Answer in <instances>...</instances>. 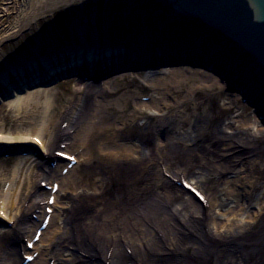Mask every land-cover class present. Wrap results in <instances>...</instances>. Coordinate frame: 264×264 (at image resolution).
Segmentation results:
<instances>
[{
  "label": "bare ground",
  "instance_id": "obj_1",
  "mask_svg": "<svg viewBox=\"0 0 264 264\" xmlns=\"http://www.w3.org/2000/svg\"><path fill=\"white\" fill-rule=\"evenodd\" d=\"M2 1L0 15L7 12L11 0H4V4ZM55 2L22 0L18 17L0 36V46L6 39L21 36L27 26L33 25L41 16L39 14L45 9L44 12H48ZM165 2L174 13L195 16L207 22L203 16L184 6L181 0ZM145 16L150 19L148 15ZM156 23L163 29L164 22ZM105 29L102 31L103 36L115 49L111 60L113 62H106V66L114 62L119 66H134L137 61H130L133 51L138 60L136 65H140L141 53L173 58L177 49L174 46L178 47L176 40L181 31L180 27L169 29L166 36H161L158 42L154 41L153 46L145 49V45L150 43L149 38L135 35L133 42L136 47L129 43L122 45L121 42L117 46L119 40L109 38L110 26ZM85 35L94 44L80 41L84 40ZM70 36L74 44L69 50L58 47L56 51H50V46L44 45L45 39L41 35L36 36L33 44L26 43L20 59L16 61L21 73L23 68H29L30 65L37 67L40 59L52 56L56 60L54 54L58 52L63 62L66 51L70 58L72 52L78 56L84 55L78 59V64H82L87 49L90 54L92 52L98 56L99 49L105 51L110 48L104 37L102 39L100 33L91 26L83 25ZM71 37L66 39L71 41ZM58 38L53 37L51 42ZM219 39L225 40L227 46L234 42L224 34ZM165 47H169L168 53L163 49ZM3 55V60H0L2 65L4 63L5 69L9 65L12 67L17 57L12 58L10 52ZM207 56L203 55L202 58ZM229 57V53L227 56L224 54L220 61L224 64L221 70L225 75L229 73ZM254 58L249 53L248 59ZM146 62L149 63L148 60L143 61ZM45 63L43 61L44 67L49 69ZM4 67L0 70V78L8 84L3 82L4 87L2 90L0 88V93L6 95L9 90L14 93L17 89L12 87V82L9 84ZM63 69L59 67L60 71ZM152 70L148 68L149 74ZM160 70L166 76L148 75V87L153 90V94L147 101L139 100L133 93H123L113 102L97 96L98 92L106 95L116 89L115 82L122 77L126 78L128 73L118 74L101 83L83 81L86 89L93 90L87 115L83 113L80 101L67 106L59 103L50 105L48 96L53 94V89L47 87L27 90L5 103L20 116L19 125L30 126L40 115L44 117V124L37 130L41 132V137L34 134L36 130H31L35 129L31 127L28 132L23 131L18 135H2L0 142L35 144L33 137H40L39 145L46 155L40 159V170L36 172L41 173L45 179H61L54 204V218L35 245V249L40 250V256L29 264H49L50 259H54L55 264H108V260L110 264H264V205L250 210L248 205L239 203L237 198L240 191L231 188L230 177L221 179L218 176L231 167L229 154L242 146L250 147V151L237 154L246 155L251 152L259 156L261 149L264 152V144L257 142L264 138V128L255 120L258 128L253 129L249 123L252 119L249 120L243 112L237 115L231 113L220 119V112L214 104L204 109L205 113L198 118L188 116L185 110L179 108L178 97L184 95L183 89L187 86L186 91L190 93L201 88L213 90L219 86V80L203 72L199 74L204 75V78L197 77V71L194 78H191L179 70L170 71L169 67ZM31 72L34 74L32 69ZM49 74L55 75L54 70H50ZM32 80L36 85L40 82L36 74ZM172 83L177 84L178 88V94L174 95V106L177 108L174 112L169 110L171 102L168 97ZM248 85L252 88L251 95L258 98L261 95L258 86L252 87L251 83ZM75 91H81V87L78 86ZM3 95L0 94L1 99ZM42 98H46L48 104H44ZM130 98L133 106L129 108ZM113 105L126 110L122 120L119 121L117 116L113 117L109 113ZM64 120H68L66 127L62 126ZM3 129L7 130L6 127ZM160 131H165V139L158 137ZM203 133L212 140L211 145L205 148L203 145L206 142L201 138ZM119 136L123 137L122 140H118ZM62 137L74 145L75 150L84 147L79 153L77 164H84L87 169L85 173H79L74 165L69 173L61 177L58 172L60 162L56 166L50 164L51 160L57 158L52 149ZM24 158L14 174L4 204L0 203V211L5 210L4 216L0 213V222H13L12 226L0 227V264H20L23 259L22 250L29 252L23 235H32L39 225V220L30 213L36 212L40 218L45 214L40 202L45 199L42 196L45 189L34 177L27 175V171L33 167V157ZM32 171L34 175V168ZM234 174L237 183L244 186L243 191L250 193L249 183H254L253 177H243V181L241 169H235ZM182 175L209 190L213 198L209 208L177 184ZM59 204L61 208L57 207ZM160 231L164 233L162 237ZM127 246H131L132 253L127 251Z\"/></svg>",
  "mask_w": 264,
  "mask_h": 264
},
{
  "label": "rangeland",
  "instance_id": "obj_2",
  "mask_svg": "<svg viewBox=\"0 0 264 264\" xmlns=\"http://www.w3.org/2000/svg\"><path fill=\"white\" fill-rule=\"evenodd\" d=\"M21 1L22 0H11L8 9L6 10L7 12L0 15V36L6 32L7 27L10 26L18 17ZM57 1L59 0H56V2ZM165 1L167 0H60L57 3L55 2L56 4L52 6L48 12H44L46 9L43 10L39 14L41 16H39L38 20L33 25L27 26L26 31H24L21 36H19L18 38L6 39L0 46V60H3V53L7 54L9 52L12 58H20V53L23 49H25L24 46H26V43L31 42L33 44V41H35V38L38 35H41L43 37V40L45 39L44 45L54 43V41L51 42V39L56 36L57 38L58 36H60L58 40L62 45H68L66 36L71 35L72 32L76 31L77 28H81L83 25L88 27L91 26L94 28V30L100 32L101 34L102 31L106 30L105 28L107 26H110V33L112 37L117 34L123 36L126 33L125 31L131 33L130 31H128V27H130V30L134 32L136 30L138 32L148 31L149 27L144 30V28H142L143 26H141L142 24H145L149 21V19L145 15H148L150 18H154L155 16L156 18H161L162 15L165 13H172L170 14L173 15L171 22H175V24H177L178 26L180 22H184V24L187 26L188 33L195 32V29L194 31H192L191 28L195 26V22L197 21H190L188 19L183 18L180 19V17L177 16L176 13L174 15L172 7L166 6ZM2 4H4V0L2 1ZM141 17H144V19L142 20ZM187 32L186 34H188ZM244 53L246 52L240 51V53L236 56L235 60L233 59V63L236 64L240 60L237 66L242 64L245 61ZM248 56L249 54H247V57ZM169 68L171 69V71L181 70V74H184V76H189L191 78H194L195 71L198 72V75L196 76H200L202 78H204V75L199 74L202 73V71H204L203 73L206 75L214 74L213 72L207 69H201L199 67H192L189 65ZM1 69L2 65H0V70ZM232 69L233 74H236V69ZM16 71L13 72V75L9 74V84L13 81L12 78L15 77ZM252 71L256 72L257 66H254ZM148 73L149 72L146 70L128 72L125 79H121L120 81H118V83H116L117 89L111 93H108L107 97L113 99L120 93L124 92H133L134 94L153 93L152 89L147 87L146 78ZM157 75L164 76V73L159 72L157 73ZM213 76L215 77V79L217 78V80H219L218 85H223V87L218 86L213 90H205L202 88L196 89L191 91V93L193 92L191 96V93L186 91V86V89H183L185 91L184 95L178 97L180 101L179 108L185 110L188 115L191 116V114L195 110L201 112L203 109L209 108L212 104H215L216 107L220 108V111H222V115L230 112L237 115L243 112V114L248 116L249 120L252 119L249 123L251 124V126H253V129L258 128V125L255 123V120L260 124L261 128H264L263 123L258 118V116H256L254 108L242 99V95H240V93L238 92L235 93L233 91H229L226 88L225 82L222 83L223 81L220 80L218 75L214 74ZM0 81L2 80L0 79ZM77 83H81L77 78H69L62 81H58L56 84L47 87L53 89V94H50L48 96L50 105H56L57 103H59V105H68L74 98L73 95L75 94V89L78 86ZM2 87H4V85L0 82L1 90ZM170 88L171 92H173L172 95L178 94L177 84L172 83ZM79 94L84 95V108L88 109L89 103L91 101L90 91L80 92ZM187 94L190 95L188 98L185 97ZM172 95H170V101L172 105L171 110H177V108L174 106L175 101ZM12 99H15V96L9 99V101ZM41 100L44 101V104H48V100H46V98H42ZM229 100L231 101L230 103ZM6 102H8V100H0V133H3L4 137L6 135V137H8L9 135L19 134L23 131L28 132L29 128L31 127L35 128L31 130H36V133L42 136L41 132H37V130L42 128L44 124V117L42 115L37 117L35 123L30 126H28V124L19 125L18 120L20 119V116L11 111L10 108L5 105ZM229 106H232V109H229ZM63 108L64 107H62V109ZM110 111L114 117L118 116V118L120 119L123 118V112L119 110L115 105L111 106ZM10 120L12 122H10ZM15 122L18 125L15 124ZM3 127H6L7 130H4ZM166 136H162V138L165 139ZM263 140V138H260V140L257 142L263 143ZM21 148H25V150L30 151L31 153L26 156H32L34 159V161L32 160L33 167L27 171V175L29 177H34L33 179L39 180V178H41V175L37 173L36 170H38L37 163L39 162L40 157L32 153L35 150L31 145L27 144V147L21 146ZM242 151H244V149H242ZM256 154L257 153H255V155H248L247 157L240 154L236 155L234 152L232 153V156H230L231 162L234 165L236 164L235 166L242 168L243 172L244 170L250 171L246 169V167L251 166L253 168L252 171L249 173L250 175H253L254 179V183L249 185V188H251L250 193H247L240 189V193H238L237 198L239 199V203L248 205L250 210H255L257 206L264 205V197H261V194H264V152L261 149V151L259 152V156L258 154ZM20 157L23 156L11 155L9 157H4L0 155V191L2 190L3 184L7 176L10 173L15 174L16 170L21 167L20 164H22V158ZM252 160L255 162H252ZM33 168L35 170L34 175H32ZM86 170L87 169L84 164L78 165L77 171H79V173H85ZM229 176V184L231 188H234L236 180H233L231 175ZM208 191L209 190L207 189V192ZM2 225L3 224L0 222V227Z\"/></svg>",
  "mask_w": 264,
  "mask_h": 264
},
{
  "label": "water",
  "instance_id": "obj_3",
  "mask_svg": "<svg viewBox=\"0 0 264 264\" xmlns=\"http://www.w3.org/2000/svg\"><path fill=\"white\" fill-rule=\"evenodd\" d=\"M264 66V0H181Z\"/></svg>",
  "mask_w": 264,
  "mask_h": 264
},
{
  "label": "snow or ice",
  "instance_id": "obj_4",
  "mask_svg": "<svg viewBox=\"0 0 264 264\" xmlns=\"http://www.w3.org/2000/svg\"><path fill=\"white\" fill-rule=\"evenodd\" d=\"M29 259H31V257H29Z\"/></svg>",
  "mask_w": 264,
  "mask_h": 264
}]
</instances>
